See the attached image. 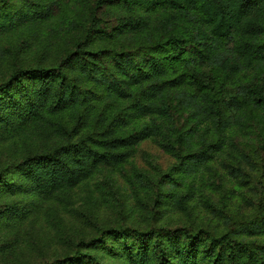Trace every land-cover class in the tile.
Masks as SVG:
<instances>
[{
	"label": "trees",
	"instance_id": "1",
	"mask_svg": "<svg viewBox=\"0 0 264 264\" xmlns=\"http://www.w3.org/2000/svg\"><path fill=\"white\" fill-rule=\"evenodd\" d=\"M0 264H264V0H0Z\"/></svg>",
	"mask_w": 264,
	"mask_h": 264
},
{
	"label": "rangeland",
	"instance_id": "2",
	"mask_svg": "<svg viewBox=\"0 0 264 264\" xmlns=\"http://www.w3.org/2000/svg\"><path fill=\"white\" fill-rule=\"evenodd\" d=\"M174 163V160L161 150H159L155 144L150 141H147L141 144L134 155V158L130 162V164L125 165L124 169L126 173L129 175L132 174V171L137 169L140 172H149L154 173L155 170L153 168L156 167L160 170H166ZM108 177V173L105 171L97 173L90 180L86 182V184L69 194V204L70 207L86 209L87 207H93L95 210H98V217L102 219L103 217L109 216L113 217V212L105 207L103 203V195L99 194V191L96 187V184ZM126 174L121 173L120 171H115L112 175V179L116 181V185L118 186V191L121 194H124L127 191V183H126ZM130 202H133L130 200ZM50 208H48L47 215L41 212L37 220L34 223V231L37 235L40 236V239L45 241V239H49L47 242V247L50 249H54L55 245L53 242V230L49 226V216L48 214L51 210H56L61 213L63 217V224L70 228H79L81 226L80 222L71 215L70 210H64L65 206L58 205L56 203H49ZM47 206L45 204L43 207ZM69 206V205H68ZM46 215V217H44Z\"/></svg>",
	"mask_w": 264,
	"mask_h": 264
}]
</instances>
